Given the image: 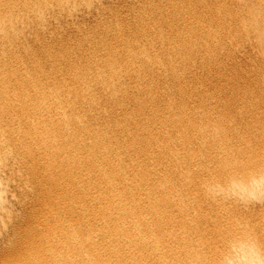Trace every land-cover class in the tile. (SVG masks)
Returning a JSON list of instances; mask_svg holds the SVG:
<instances>
[{
  "label": "bare ground",
  "instance_id": "6f19581e",
  "mask_svg": "<svg viewBox=\"0 0 264 264\" xmlns=\"http://www.w3.org/2000/svg\"><path fill=\"white\" fill-rule=\"evenodd\" d=\"M93 1L0 0V221L26 219L0 264H214L237 219L264 241V207L201 187L264 167V79L237 63L215 72L226 83L201 81L209 102L166 93L168 76L224 67L225 54L264 69V0H135L109 20L121 1L102 0L98 26L76 23ZM64 18L80 41L45 37ZM227 95L239 113L234 99L222 110Z\"/></svg>",
  "mask_w": 264,
  "mask_h": 264
},
{
  "label": "rangeland",
  "instance_id": "374dc122",
  "mask_svg": "<svg viewBox=\"0 0 264 264\" xmlns=\"http://www.w3.org/2000/svg\"><path fill=\"white\" fill-rule=\"evenodd\" d=\"M99 1H102V0H97V2H96L95 0L93 1V2H94V4H93V9H92V12L94 11L93 13H92L91 11L84 12L83 10L85 9V7H83V6H80L81 9H82V7L84 8V9L82 10V12H81L80 7H79V8L77 7V10H75V11L73 12V13H74L73 15H74V17H75V22L77 23V21H76V20H77L76 17H78V18L80 17V18H79L80 21L78 20L79 22H81V21H82L81 19L83 18L84 21H85V23H86V22H87V23L90 22L92 25H95V24H96L95 26H98L97 23H99V21H102V19L104 18V16H105V18H107V15H108V19H106V20H109V18H110V17H109V14H108L109 12H110V13L112 12V14L114 13V11H115L116 13H118V11H120V9H121V10H124L122 6H126V8H127V7L130 8L132 5H135V7H137V6H136L137 4H135V2H134L135 0H127L128 2H127L126 0H120V1H121V2H119L120 4H119L118 2H116V1L114 2V1H111V0H103L102 3H103V2H104V3L107 2L106 5H110L111 2H114L115 5H114V4H112V5H113V7H114L113 9H115V10H112V11H109V10H108V11H105L106 13H105V14L103 13L104 15H103V14H95V13H98V12H96L97 10L95 9V8H97V6H96L95 3H98ZM129 1H130V2H129ZM136 1H137V0H136ZM132 2H133L134 4H132ZM123 3H124V4H123ZM128 3H129V4H128ZM118 4H119V5H118ZM131 4H132V5H131ZM71 5H72V4H71ZM71 5H70V6H71ZM116 5H117V6H116ZM117 7H118L119 9H118ZM132 7H133V9H134V6H132ZM139 7H140V13H141V11H143V10H142V7L140 6V4H139ZM145 7H146V5H145ZM116 8H117V9H116ZM124 8H125V7H124ZM76 11H78L79 14L76 13ZM83 12H84L85 14H84ZM107 12H108V13H107ZM87 13H88V15H89V14H90V15L92 14V15H91V16L89 15L90 17H89L88 15L86 16ZM77 14H78V15H77ZM106 14H107V15H106ZM76 15H77V16H76ZM83 15H84V16H83ZM102 15H103V18H101ZM121 15H122V14H121ZM121 15H120V14H119V16H118V15H115L114 17H116V18L118 17V19H119V18L122 19V17H120ZM141 15H142V14H141ZM141 15H140V16H141ZM94 16H95V17H94ZM122 16H123V15H122ZM81 17H82V18H81ZM84 17H85V18H84ZM87 17H89V18L86 19ZM97 17H98V21H97V19H96ZM123 17H124V16H123ZM92 18L95 19V20H92ZM100 18H101V20H100ZM127 18L130 19V22H131L132 20H134V19L136 18V15H135L134 17L129 16V17H127ZM132 18H133V19H132ZM58 20H59V22H58V21H53V24H52V25H54V28L56 27V28L54 29V31H55L56 33H55V32H54V33H55L56 35H57V33H58V36L55 37V39L51 40V39H52V38H51V35H50V34H45V35H46L45 37H47L48 41H49V39H50V41H54V42H55L56 40L59 39L58 37H60V39H62V37H63L65 40H67V39L72 38V36H77L78 34H80V33H78V31H76L77 29L68 32V30L70 29V27L64 24V22H65V23L67 22L68 18H67V20H66V18H64V20H63V19H62V20H61V19H58ZM91 20H92V21H91ZM135 20H136V19H135ZM69 21H70V20H68V22H69ZM71 21H72V20H71ZM55 22H56V23H55ZM96 22H97V23H96ZM132 22H134V21H132ZM52 25H51V26H52ZM64 25H65V26H64ZM80 25H81V23H80ZM80 25H79V26H80ZM79 26H76V28H79ZM60 27L63 28V29H62L63 31L59 29ZM56 29H57V30H56ZM79 29H80V28H79ZM31 32H32V31H30V32L27 31V34H28V33L31 34ZM60 32H61V33H60ZM63 32H65V33H63ZM76 32H77V34H76ZM32 33H33V34H32V41H34V40H35V38H34V32H32ZM74 33H75L76 35H75ZM29 34H28V35H29ZM56 35H54V36H56ZM62 35H63V36H62ZM64 35H65V36H64ZM52 36H53V35H52ZM54 36H53V38H54ZM68 36H69V37H68ZM78 36L80 37V35H78ZM78 36H77V37H78ZM48 37H49V38H48ZM65 37H66V38H65ZM77 37H76L75 40L78 39L77 41H80L81 39H80L79 37H78V38H77ZM33 38H34V39H33ZM57 38H58V39H57ZM64 39H63V40H64ZM58 41H59V40H58ZM78 45H79V44H77V47H78ZM243 48H244L243 50H241L242 48H241L240 50H241V51H245V50H247V51H249V52L252 51V53L256 52V50H254V52H253V50H252L253 48H250V47H247L246 49H245V47H243ZM237 50H238V49H237ZM237 50H234V51L237 52ZM234 51H232V52H234ZM239 52H240V51H239ZM224 54H225V53H224ZM231 54H232V53H231ZM237 54H239V53H237ZM225 55H227V56H224V59H223V62L226 63L224 67H220V68H219V67H218V68L216 67V69H215V68H213V69H212V68H207V69H205V70L202 68V71H201V69H200L199 71L202 72V73L204 72L203 74L200 73V72L198 73V70H197V69H192V70H191V73H192V74L194 73V75H196L195 77H198V79H199V82H196V81H195V82L197 83V85H196V83H195V84H194V83L192 84V83H190V82L188 81V80H190V78H191V76L188 75V74H191V73H188V74H186V75H184V76H182V77H180V76H178V77H171V75L168 76V78L166 79V82L168 83V85H169V83H172V84H173V83H174V84L176 83V84L174 85L175 88H174V86H172V84H170V85H171L170 87H173L174 89H173V88L171 89V88L169 87V90H168V89L166 88V89H167L166 93L168 94L169 92H172L173 95L176 94L175 97H177V100L179 99L180 102H181V99H182V102H184V98L180 96V94H181V90L178 88V85L180 84L179 86H183V87H185V86L187 87V86H188L189 88L193 89L195 95H196V93L198 92L197 95H196L197 97L194 95V97H196L198 100H199V98H200L201 96H203V93L206 94L205 96H206L207 98H205V96H203V98H202L201 100H199V101L201 102V101H203V99L205 98L204 100L206 101V99H207V100H208V98L210 99V97H208V96H209L210 94L212 95V92L209 94V92L212 90V88H209V89H211L210 91H209V90H205V89H201L202 87L204 88V86L201 87V85H202V84H201V83H202L201 81H204V80L206 81L205 78H207V81L209 80L211 83H212L213 81H214V82H217V83H226L225 81L223 82V79L226 78V76L224 75L225 77H222L223 74H220V75H222V76H220L219 78H216V77H218V76H216L217 74L215 75V72H216V73H217V72L219 73L220 71H222V72L224 71V73H225V72H226L225 70H227V69H228L229 71H231L230 68H232L233 66L235 67L237 63H238V65H237L238 67H240V66L245 67V68H246V71L248 70V72H251V73H252V72L254 71L255 74L258 73L259 75H262V73L264 72V69H262L261 66H259V65L263 64V63L260 62L261 59H260L259 57H258L259 59L257 58L258 61L255 60L257 63H254V64H253L252 61H251V63H250V61H248V59H250V58H247V59H246V58L241 57V56H239V55H238L237 57H235L236 53L233 54L234 56H233V55L230 56V58L228 57V54H225ZM253 55H255V54H253ZM232 57H233V58H232ZM236 58H237V59H236ZM226 59H227V61H225ZM228 59H230L231 61L228 60ZM232 59H233L234 61H232ZM246 60H247V61H246ZM235 61H237V62H235ZM229 62H230V63H229ZM231 62H232V63H231ZM245 62H246V63H245ZM227 63H228V64H227ZM241 63H242V64H241ZM234 64H235V65H234ZM230 65H231V67H230ZM256 65L258 66V68H257ZM210 66H212V65H210ZM254 66H255V68H254ZM263 66H264V65H263ZM225 67H226V68H225ZM228 67H229V68H228ZM242 67H241V68H242ZM248 67H249V68H248ZM252 67H253V68H252ZM221 68H222V69H221ZM223 68H224V70H223ZM245 68H242L240 71H245ZM260 68H261V69H260ZM263 68H264V67H263ZM218 69H219V71H217ZM243 69H244V70H243ZM256 69L259 70V71H257ZM203 70H204V71H203ZM210 70H211L212 72H211ZM228 70H227V71H228ZM250 70H251V71H250ZM195 71H196L198 74H197ZM205 71H206V72H205ZM238 71H239V70H238ZM255 71H256L257 73H256ZM260 71H263V72H260ZM209 72H210V74H211L212 77L210 76ZM213 72H214V73H213ZM248 72H247V73H248ZM212 73H213L214 75H213ZM228 73H229V72H228ZM254 73H253V75H254V76H257V75H255ZM145 74H147V76H149V74L146 72V73H144V77H146ZM192 74H191V75H192ZM199 74H200V75H199ZM201 74L203 75V77H202ZM208 74H209V75H208ZM226 74H227V72H226ZM198 75H199L200 77H199ZM231 75H232V74H231ZM259 75L257 76L259 79H264V78H263L264 75H262L261 77H260ZM187 76H189V77H187ZM207 76H209V77H207ZM215 76H216V77H215ZM221 77H222V78H221ZM146 78H147V77H146ZM148 78H150L149 80H152V79H153V81H154V79H156V77L153 78L151 75H150ZM151 78H152V79H151ZM188 78H189V79H188ZM202 78H203V79H202ZM212 78H213V81H212ZM243 78H244V79H247V78H245V77H243ZM216 79H218L219 81H217ZM250 79H251V78H249V80H250ZM254 79H255V77L252 78V80H254ZM182 80H183L184 82H182ZM220 80H221L222 82H221ZM249 80L247 79L246 81L249 82ZM252 80H250V81H252ZM153 81H152V82H153ZM173 81H174V82H173ZM175 81H178V82L181 81V83H178V82H175ZM188 82H189V84H187ZM214 82H213V84L215 85ZM183 83H184V84H183ZM192 85H193V86H192ZM195 85L198 86V87H195ZM150 86H151V85H150ZM190 86H191V87H190ZM199 86H200V87H199ZM141 88H143V87L141 86ZM144 88H145L146 90L150 91L149 88L147 89V84H145V83H144ZM176 88H178V89H176ZM195 88H196V90H197V89H199V90L201 89V90H200L201 92H199V90L195 91ZM166 89H165V90H166ZM206 89H207V88H206ZM133 91H134V90H133ZM203 91H204V92H203ZM205 91H207V93H205ZM198 94H199V95H198ZM201 94H202V95H201ZM211 95H210V96H211ZM198 96H199V97H198ZM227 96H229V95H227ZM227 96H224V98L221 97V99H220V98L217 99L218 101L220 100V101L222 102V103H221V102L219 101L220 104H221L222 106L227 104V103L225 104V101H224L223 99H226V101L228 102V101H232L234 98L238 97V96H236V95H235V97L232 96L233 98H230L231 96H229V97H227ZM140 97H141V96H138L137 98H140ZM178 97H179V98H178ZM211 97H212V96H211ZM227 99H228V100H227ZM185 100H186V99H185ZM217 100H214V102H213V101H212V102H213L214 104H215V102H216V104H219V102H217ZM222 100H223L224 102H223ZM209 101H210V100H208V102H209ZM206 102H207V101H206ZM223 103H224V104H223ZM229 103H230V102H229ZM229 103L227 104L228 107H229V110L227 109V106H226L225 108H226L229 112L237 113L238 111H234V110L231 109V107H233V103H234V104L236 103L235 99H234V102L232 101V105H230L231 103H230V104H229ZM214 104H213V105H214ZM220 104H219V105H220ZM230 106H231V107H230ZM260 106H261V105H260ZM261 107H262V106H261ZM225 108H224V106H223V107H222V110L225 109ZM136 109H137V108H135V111H138V109H137V110H136ZM230 110H231V111H230ZM263 110H264V108H263ZM225 111H226V110H225ZM199 113H200V112H199ZM226 113H227V112H226ZM238 113H239V112H238ZM200 115H201V114H200ZM249 115H250V114H249ZM249 115H248V116H249ZM245 117H246V116H245ZM255 126H256V125H255ZM251 127H252V126H251ZM253 127H254V126H253ZM247 128H248V127H247ZM247 128H246V129H247ZM249 129H250V128H248V130H249ZM251 130H253V129H251ZM262 137L264 138V136H262ZM261 139H262V138H261ZM204 148L207 149L208 147H204ZM206 149H205V150H206ZM17 185H19V184H17ZM17 185L15 184V186H13L14 189H13V187H12V189H13V190H15V188H16V189H19ZM19 186L23 188L22 185H19ZM12 189L10 188V190H12ZM10 194H11V193H10ZM15 198L17 199L18 197H12V196H11V200H10V202H12V200H14L13 202L16 201L15 203L17 204V205H16V204H14V203L12 202V204H11L12 207H13V208H15L16 206L19 207V205H20V206H22V208H23L25 211H26V209L28 208L26 212H27V213H28V212L30 213L29 210H31V207H32L31 204L29 203V205H30V206H29L30 208H29L28 206L22 204L23 202H21L20 199H17V200H16ZM18 201H20V203H19ZM17 207H16V208H17ZM25 207H27V208H25ZM262 207H264V206H262V205H257V206H255L254 208H255L256 210H260ZM13 210H14V209H13ZM13 210H12V212L10 211L11 213L9 212L8 217L5 218V221H0V258L6 256L8 253H10V251H12V250H11V245L8 244V243H9L8 241H11V240H12V242L17 241V240H18V234H17L18 231H19V230L21 231V229H22V230H25V226H26V222H25V220H26V219H25V218H22V217L19 218L17 215H15V214L13 213ZM29 213H28V214H29ZM2 255H3V256H2ZM1 256H2V257H1Z\"/></svg>",
  "mask_w": 264,
  "mask_h": 264
},
{
  "label": "clouds",
  "instance_id": "9594fccd",
  "mask_svg": "<svg viewBox=\"0 0 264 264\" xmlns=\"http://www.w3.org/2000/svg\"><path fill=\"white\" fill-rule=\"evenodd\" d=\"M201 187L214 202L232 201L245 207L264 205V167L246 173L232 172L223 181L208 177ZM214 264H264V241L251 224L237 219Z\"/></svg>",
  "mask_w": 264,
  "mask_h": 264
}]
</instances>
